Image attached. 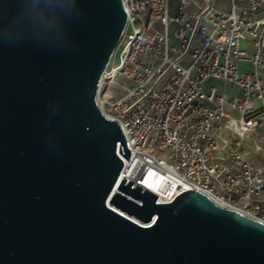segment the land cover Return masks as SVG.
<instances>
[{
	"label": "water",
	"instance_id": "water-1",
	"mask_svg": "<svg viewBox=\"0 0 264 264\" xmlns=\"http://www.w3.org/2000/svg\"><path fill=\"white\" fill-rule=\"evenodd\" d=\"M121 0H0V264H264V223L197 189L119 180L96 103Z\"/></svg>",
	"mask_w": 264,
	"mask_h": 264
},
{
	"label": "built area",
	"instance_id": "built-area-1",
	"mask_svg": "<svg viewBox=\"0 0 264 264\" xmlns=\"http://www.w3.org/2000/svg\"><path fill=\"white\" fill-rule=\"evenodd\" d=\"M121 2L96 95L130 150L117 142L119 180L150 172L155 203L197 189L264 223V152L259 165L243 152L264 128V0H177L173 15L168 0Z\"/></svg>",
	"mask_w": 264,
	"mask_h": 264
},
{
	"label": "crops",
	"instance_id": "crops-1",
	"mask_svg": "<svg viewBox=\"0 0 264 264\" xmlns=\"http://www.w3.org/2000/svg\"><path fill=\"white\" fill-rule=\"evenodd\" d=\"M213 81H216L220 84V87L217 88V89H220L221 82L218 80H213ZM258 143H262L263 150L254 149V145ZM243 152L253 164L259 165L262 163V160H263L262 154L264 152V128H257L255 133L252 135V138L249 141V143L243 146Z\"/></svg>",
	"mask_w": 264,
	"mask_h": 264
},
{
	"label": "bare ground",
	"instance_id": "bare-ground-1",
	"mask_svg": "<svg viewBox=\"0 0 264 264\" xmlns=\"http://www.w3.org/2000/svg\"><path fill=\"white\" fill-rule=\"evenodd\" d=\"M130 178L134 179V180H139L138 184L142 187H146L148 189H153L155 188V183L153 182L152 178H151V173L148 172V174H146L145 176H131Z\"/></svg>",
	"mask_w": 264,
	"mask_h": 264
},
{
	"label": "rangeland",
	"instance_id": "rangeland-1",
	"mask_svg": "<svg viewBox=\"0 0 264 264\" xmlns=\"http://www.w3.org/2000/svg\"><path fill=\"white\" fill-rule=\"evenodd\" d=\"M222 2H224V0H222ZM168 3H169V14L173 15L176 12L177 0H168ZM173 28H174V25L172 24L169 28L170 32L173 31ZM116 55H118V51H117ZM207 85H215L217 88L220 87V84L216 81H213V80H208Z\"/></svg>",
	"mask_w": 264,
	"mask_h": 264
}]
</instances>
